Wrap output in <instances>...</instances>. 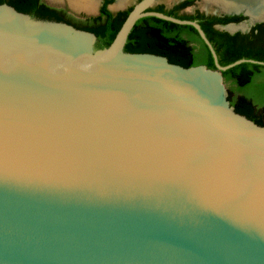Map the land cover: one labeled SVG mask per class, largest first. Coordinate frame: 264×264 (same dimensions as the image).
<instances>
[{"label":"water","instance_id":"obj_1","mask_svg":"<svg viewBox=\"0 0 264 264\" xmlns=\"http://www.w3.org/2000/svg\"><path fill=\"white\" fill-rule=\"evenodd\" d=\"M156 2L99 50L0 5V264H264V127L222 74L264 63L221 66ZM146 17L194 27L216 70L126 53Z\"/></svg>","mask_w":264,"mask_h":264},{"label":"trees","instance_id":"obj_2","mask_svg":"<svg viewBox=\"0 0 264 264\" xmlns=\"http://www.w3.org/2000/svg\"><path fill=\"white\" fill-rule=\"evenodd\" d=\"M115 0H108L101 9L100 16L93 20L97 22L91 26L77 29L91 32L97 36L96 49L109 47L122 25L127 19L131 7L114 15L107 10V6ZM194 0H187L166 10L164 5L155 6L149 11L163 13L180 20L196 21L206 34L218 56L221 66H228L236 61L245 59L264 63V23L257 24L247 33L215 30V24L227 25L241 23L246 20L243 16L224 18L213 17V21L201 16L180 15L185 7L193 4ZM1 4H8L17 11L33 16L38 20L64 22L55 14L59 13L40 0H0ZM218 37V40L216 39ZM126 53H149L166 57L170 63L185 68L206 66L216 70L212 53L205 44L198 31L192 26L178 25L172 22L146 17L139 20L129 35L125 46ZM225 84L234 87L228 89V100L235 111L246 116L259 126L264 127V65L245 62L223 72Z\"/></svg>","mask_w":264,"mask_h":264},{"label":"flooded vegetation","instance_id":"obj_3","mask_svg":"<svg viewBox=\"0 0 264 264\" xmlns=\"http://www.w3.org/2000/svg\"><path fill=\"white\" fill-rule=\"evenodd\" d=\"M66 2H68L67 0H65ZM64 1V2H65ZM108 0H101V5L99 7V10L97 12V14H91V15H85V14H76L74 12H72L70 10V8H67V7H58V6H52L50 5L49 3H47L45 0H40V3H45L46 5H48L49 7L55 9V10H58L59 13H56L55 16L61 18L64 22H66L67 24L69 25H72V26H76L80 29H82V26H91L93 24H96L97 22H95L93 19L100 16V12H101V9L102 7L104 6V4H106ZM140 1L142 0H136V3L134 5H131L129 6L128 8H126L125 10H120V11H117V12H114L112 9H111V5H108L107 6V10H109L110 12H112L114 15H116L117 13L119 12H122V11H127L129 10L131 7H135L136 4H138ZM187 0H178L176 2H174L172 5L170 6H167L165 5L164 3H161L159 2V0H157L156 4L153 6H161V5H164L165 9L166 10H172L174 8V6H177L179 4H182L183 2H185ZM116 2V0L114 1V3ZM69 3V2H68ZM113 3V4H114ZM70 4V3H69ZM71 5V4H70ZM97 5H98V0H97ZM152 7V8H153ZM73 8V7H72ZM97 8V6H96ZM123 8V7H122ZM77 10V9H76ZM82 10V9H81ZM96 10V9H95ZM87 12V11H86ZM88 13H91V12H88ZM180 15H192V16H201L202 18H206V19H209V20H212L213 17H217V18H224V17H230V16H243L246 18V16L244 14H225V15H218V14H210V13H206L202 10H200L198 7H197V0H194L193 4H190L189 6L185 7L184 9H182V11L180 12ZM33 17V16H32ZM213 21V20H212ZM246 21V20H244ZM242 21V22H244ZM241 22V23H242ZM241 23H230V24H241ZM260 23H264V22H257L255 25L257 24H260ZM230 24H227V25H221V24H215V21H213V25H212V28L215 29V30H219V31H224V32H228L230 33L229 31H226V30H222L221 27H225V26H228ZM254 25V26H255ZM253 27V26H252ZM251 27V28H252ZM251 30V29H250ZM249 30V31H250ZM248 31V32H249ZM237 32H242V31H237ZM235 32V33H237ZM235 33H230V34H235ZM242 33H247V32H242ZM216 39L218 40V37H216Z\"/></svg>","mask_w":264,"mask_h":264},{"label":"rangeland","instance_id":"obj_4","mask_svg":"<svg viewBox=\"0 0 264 264\" xmlns=\"http://www.w3.org/2000/svg\"><path fill=\"white\" fill-rule=\"evenodd\" d=\"M47 3H49L52 6H58V7H67L70 8V10L76 14H85V15H91V14H97L99 7L101 5V0H98V5H97V0H96V6L94 8V10L92 11H88L86 9L81 10L78 8H75L70 0H67L68 2H66L65 0H45ZM65 1V2H64ZM178 0H159V2L164 3L167 6L172 5L174 2H176ZM118 2V1H117ZM117 2L115 3V6L117 4ZM136 3V0H128L127 3L125 4V6L122 7H118L119 9H113L114 12L120 11V10H125L126 8H128L131 5H134ZM73 7V8H72ZM197 7L206 12V13H210V14H218V15H225V14H244L246 16V21L242 22L239 25L236 26H228L225 28L226 31H229L230 33H235L237 31H242V32H248L249 29L254 26L258 21V19H253L252 16L248 13V11L246 9H242L240 11H227L225 10L221 5H217L215 2L212 1H206V0H197ZM77 9V10H76ZM96 9V10H95ZM87 11V12H86ZM91 12V13H88ZM261 19V18H260ZM256 20V21H255ZM263 20V19H261ZM226 88L227 90L229 88H232L235 90L234 87H231L229 85L226 84Z\"/></svg>","mask_w":264,"mask_h":264},{"label":"bare ground","instance_id":"obj_5","mask_svg":"<svg viewBox=\"0 0 264 264\" xmlns=\"http://www.w3.org/2000/svg\"><path fill=\"white\" fill-rule=\"evenodd\" d=\"M72 5L78 9L94 10L96 0H70ZM128 0H118L115 9L123 7ZM221 5L227 11H240L246 9L253 19L261 20L264 18V0H206ZM261 18V19H260ZM255 20V21H256Z\"/></svg>","mask_w":264,"mask_h":264}]
</instances>
